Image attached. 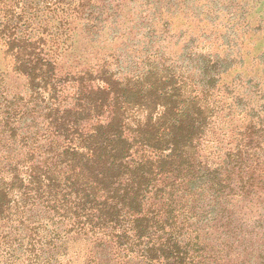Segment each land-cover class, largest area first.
I'll use <instances>...</instances> for the list:
<instances>
[{
    "label": "trees",
    "instance_id": "trees-1",
    "mask_svg": "<svg viewBox=\"0 0 264 264\" xmlns=\"http://www.w3.org/2000/svg\"><path fill=\"white\" fill-rule=\"evenodd\" d=\"M164 1L0 0V264H264L261 22Z\"/></svg>",
    "mask_w": 264,
    "mask_h": 264
},
{
    "label": "rangeland",
    "instance_id": "rangeland-1",
    "mask_svg": "<svg viewBox=\"0 0 264 264\" xmlns=\"http://www.w3.org/2000/svg\"><path fill=\"white\" fill-rule=\"evenodd\" d=\"M257 2L256 5H253L252 0H174L172 1V4L168 1H164L160 4H154L151 2L148 4L145 2V9L148 11L145 15H150V7L152 11L158 9L159 12H163L161 15H170L169 12L177 8L176 16H174V19L172 20V27H174L179 22L183 21V15H186L185 13H182L183 9H189L193 12L189 15H195V17L209 15L212 19H218L220 25L226 24V22L229 21L230 26L228 28V34H232V25L238 27L240 20L244 15H252L261 22L264 30V0H259ZM133 5L137 8L140 6L139 4ZM121 6L123 15H136L135 13H132L133 11H129L132 8L130 2L122 1ZM239 29L241 30L242 28L240 27ZM198 39H201V37L198 36Z\"/></svg>",
    "mask_w": 264,
    "mask_h": 264
}]
</instances>
